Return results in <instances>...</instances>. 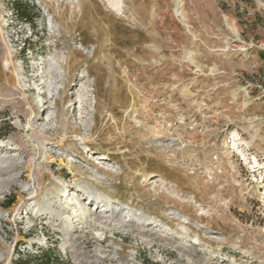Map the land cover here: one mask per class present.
Returning a JSON list of instances; mask_svg holds the SVG:
<instances>
[{"label": "rangeland", "instance_id": "obj_1", "mask_svg": "<svg viewBox=\"0 0 264 264\" xmlns=\"http://www.w3.org/2000/svg\"><path fill=\"white\" fill-rule=\"evenodd\" d=\"M9 163L0 264L39 257L41 228L64 239L56 214L72 199L98 216L108 205V241L155 245L130 251L141 258L264 264V0H0ZM45 202L56 214L37 212Z\"/></svg>", "mask_w": 264, "mask_h": 264}, {"label": "built area", "instance_id": "obj_2", "mask_svg": "<svg viewBox=\"0 0 264 264\" xmlns=\"http://www.w3.org/2000/svg\"><path fill=\"white\" fill-rule=\"evenodd\" d=\"M95 206V205H94ZM38 220V219H37ZM31 222V221H30ZM31 223L28 231H34L36 225L43 227L42 223ZM68 224L66 223L65 227ZM95 225V224H93ZM77 226V227H76ZM101 229L100 225L96 224L94 227H85L77 225L73 222L70 229L66 230L65 238H58L56 243L50 240L48 236L54 235L57 237L58 232L49 233L46 229L41 228L40 234L43 235L44 240L34 244V254L42 256L45 252L50 251L54 255L53 264H253L242 258H231L225 252L218 257H213L209 253L201 258L197 257V253L192 252L187 256H180L178 258L164 257L163 254L156 259L141 258V255H133L130 251H146L155 248V245H127L121 240L120 242L108 241L105 233V228L100 230L101 235L96 233V230ZM74 232H71L73 231ZM73 233V234H71ZM69 234V235H68ZM88 236V238H86ZM186 251L195 250V245H186ZM167 250L175 251L174 247H168ZM158 251H164L163 247H159ZM126 252V254H123ZM130 252V253H129ZM129 253V256L127 255Z\"/></svg>", "mask_w": 264, "mask_h": 264}, {"label": "bare ground", "instance_id": "obj_3", "mask_svg": "<svg viewBox=\"0 0 264 264\" xmlns=\"http://www.w3.org/2000/svg\"><path fill=\"white\" fill-rule=\"evenodd\" d=\"M91 8V7H90ZM85 10V8H84ZM83 11V10H82ZM91 16V15H90ZM93 17V16H92ZM88 19V18H87ZM90 21V20H89ZM91 22H93V20H91ZM84 24V23H83ZM89 24V23H88ZM85 25V24H84ZM96 26V25H95ZM97 27V26H96ZM100 27V25H99ZM98 27V28H99ZM86 28V26H85ZM96 30V29H95ZM99 30V29H98ZM97 35V34H96ZM101 35V34H100ZM77 53V52H75ZM9 55V54H8ZM6 56L5 58V64L8 65V64H11L12 62V59L9 57V56ZM66 96V95H65ZM68 98V96H67ZM29 106V105H28ZM44 112H46V110H44ZM33 113V111H32ZM30 138V137H29ZM31 139V138H30ZM29 142V141H28ZM40 146V145H39ZM45 144L42 145V147H44ZM41 147H37V149H40ZM36 148H34L35 150ZM36 151V150H35ZM43 151V150H42ZM45 154V153H44ZM31 162H27L25 163L26 167L27 168H30L31 166ZM21 163H24V162H20ZM18 165V164H17ZM16 166V163H9L7 166H2L0 167V170H5L7 171V174H9L8 178L7 179H4V184L6 185L5 187H10L13 183V181L17 178V177H14V175L12 174V171L11 169L13 167ZM34 193V192H33ZM88 193V196H89V199L90 201H99L102 199V196L99 195L98 193H93V192H87ZM38 195V193L36 192V196ZM75 195V194H74ZM34 196V195H33ZM76 197V196H75ZM71 202H75L76 206L78 207V209L76 208H72L70 210L69 208V203L67 202V204L64 206V207H61V211L56 214V212H54V209L52 207V203L49 204L48 202H45L43 203V206L42 208H38L37 209V212H40V214L42 213H46V211H49V213H51L52 215L53 214H56V216H63V218L66 220V223L68 224L64 229L65 230H68L72 227L73 225V222H74V218L75 217H79V219L83 222V223H88V222H95L97 223L98 225H100L101 229L99 230H96L98 234H101L100 230H103V227L107 225H110V223H112V219L115 217L113 211L111 209H109L108 205L105 206L106 209L102 210V211H105V214L103 216H98V215H95V212H92L94 209H92V205L91 207H88L86 206V203H83V202H80L78 200H74L72 199ZM104 203V202H103ZM107 203V202H106ZM74 204V205H75ZM73 205V204H72ZM73 205V206H74ZM71 206V205H70ZM104 206V205H103ZM100 207L96 206L95 205V209L98 210ZM118 211V210H117ZM108 212H110L109 214H107ZM132 213V212H131ZM72 214V215H71ZM136 214V213H135ZM121 215V214H120ZM55 216V215H54ZM137 216V215H136ZM140 216V215H139ZM138 216V217H139ZM130 217V211L127 212V215L125 216H122L123 218V221L127 222V223H131L130 219H126ZM142 219V218H140ZM183 230L186 229L185 226L182 227ZM69 235V234H68ZM11 252H8V255H10ZM0 260H5L4 258V255L0 254ZM10 263V258L7 260V263L6 264H9Z\"/></svg>", "mask_w": 264, "mask_h": 264}, {"label": "trees", "instance_id": "obj_4", "mask_svg": "<svg viewBox=\"0 0 264 264\" xmlns=\"http://www.w3.org/2000/svg\"><path fill=\"white\" fill-rule=\"evenodd\" d=\"M18 15L20 14L21 17L25 20H28L27 17V8H18L17 9ZM54 262V255L50 251L45 252L42 256L36 257V259L29 260V261H21L19 264H53Z\"/></svg>", "mask_w": 264, "mask_h": 264}]
</instances>
